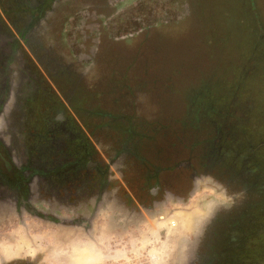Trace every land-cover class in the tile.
I'll return each mask as SVG.
<instances>
[{
  "label": "flooded vegetation",
  "instance_id": "obj_1",
  "mask_svg": "<svg viewBox=\"0 0 264 264\" xmlns=\"http://www.w3.org/2000/svg\"><path fill=\"white\" fill-rule=\"evenodd\" d=\"M110 2L99 0L96 11ZM44 14L36 19L33 29ZM0 18L8 28L7 37L12 32L19 41L7 39L6 47L0 46V231L7 230L11 220L25 224L27 218L64 229L61 237H53L50 242H91L96 248L108 242H141L142 237L145 242L151 237L149 221L169 203L183 204L191 193L190 186L199 182L214 187L216 173L222 176L223 170L230 179L241 177L232 173L231 161L226 162L217 152L216 143L211 142L208 149L202 148L194 155L196 148H185L183 135L172 139L177 112L167 110V94L162 88L165 81L153 78L151 65L128 64V78L121 80L126 87L115 95L106 85L99 62L87 61L101 54L97 40V51L91 49L90 56L81 54L78 63H36L26 57L17 27H12L1 13ZM86 18L75 28L82 34L93 26L86 22L93 19ZM5 29L0 22V32ZM27 47L33 51L30 45ZM94 65L95 73L91 71ZM136 71H143L144 77ZM90 73L92 77L87 78ZM26 83L31 89L25 90ZM29 93L38 100L33 109L42 107L40 113L47 112L54 128L64 130V140L58 134L57 141H51L52 148L63 141L67 150L63 159L40 160L29 152L39 149L20 133V120L24 119L21 107L29 105L24 102L32 97ZM104 96L117 100L104 101ZM87 100L96 103L84 107L82 103ZM104 116L114 118L116 125L105 124ZM198 135L190 134L191 140L198 139ZM132 141L137 142L133 149ZM216 155L224 165L211 160ZM181 172H187L186 176L182 177ZM220 212L213 214L197 242L193 264H211L218 257L217 250L222 252L219 256L230 257L229 242H211L212 229L224 218ZM3 234L0 242H33L15 233H8L9 237L7 232ZM20 254L2 257L0 253V264L43 262L38 253L30 260Z\"/></svg>",
  "mask_w": 264,
  "mask_h": 264
},
{
  "label": "rangeland",
  "instance_id": "obj_2",
  "mask_svg": "<svg viewBox=\"0 0 264 264\" xmlns=\"http://www.w3.org/2000/svg\"><path fill=\"white\" fill-rule=\"evenodd\" d=\"M230 1L111 0L110 7L105 4L110 10L108 13L101 10L92 13L89 8L86 10V5L82 6V0H55L45 12L44 18L37 28L33 29L34 26L33 30L29 32L27 43L24 41L22 45L26 57L33 62L63 65L80 62L79 57L85 54L90 56L91 49L94 52L97 51L94 42L97 40L101 54L99 57L95 54L87 61L99 62V65L103 68L102 73L105 74L106 85L115 95H119L118 93L122 90V87H126V84L121 80L128 78L129 72L126 69L128 64L147 63V66L151 65L149 67L153 78L165 81L162 88L164 93L167 94L164 97L165 101L167 98V110L177 112L174 120L175 128L171 134L172 139H176L179 134L183 135L185 146L195 147L194 155H197L199 150L206 148L204 141L211 140L209 133L212 132L214 124L224 122V120L225 123L229 124L227 129L223 130L226 139L224 142L231 139L230 135H226L229 130H232L234 135L236 134L235 138L237 140H242L246 137L243 132H249V129L252 131L254 126L255 133L251 132L253 141L264 136L260 132L261 126H259V123L256 124L254 120H248L247 124H242V129V126L238 125L240 115L227 119L225 118L227 117L226 114L223 115L224 118L214 114L210 119H200L202 116H198L197 112L200 107L195 105V98L197 100L199 97L203 99L207 95L206 93H204V96L202 93L199 96L196 95L202 84L210 86V91L207 90L210 95L208 98L217 100V94L222 90V86L241 83L239 78L242 75L240 66L242 60L245 63L242 68L246 71L248 69V64H246L243 55L247 53V50L244 49L246 45H241V42L246 37L256 38L257 41L260 34L258 30L259 21L264 32V0H234L236 2L234 3L235 11L232 10L233 0ZM7 3L26 9L28 2L27 0L22 2L0 0V13L9 20L12 27H14L15 20L23 18L24 22H28L37 18L36 16L31 17L33 15L30 16L29 14L25 16L18 15L17 11L9 7ZM113 15H115L114 19L112 18ZM86 16L93 19L92 22L86 21L88 24H93V26L92 29H87L82 34L75 28L78 26L79 21L85 20ZM211 16L213 20L210 19ZM0 22L6 27V32H0V46L6 47L7 39L15 38V42L19 43L18 37L13 35L12 32L7 37L8 28L6 23L2 18H0ZM29 45L34 52L29 50L27 47ZM238 54H242L241 57ZM95 67L94 65L93 70H91L94 73L96 71ZM226 69H230L232 75L225 74ZM138 73H142L144 77L143 71L135 72L137 75ZM82 75L86 76L84 73ZM92 75L91 73L88 74L87 78L92 77ZM258 86L261 90H264V83ZM29 88L31 89V86L26 83L25 90ZM29 94L32 97L28 101L24 100L29 105L25 103L21 107L24 119L20 120L23 128V131L21 128L20 133L26 137V141L30 145L33 146L36 143L39 146L37 152L31 150L29 152L33 157L40 160L44 158H50L51 160L63 159L59 156H64L67 153L64 144L55 143L52 148L51 141L54 139L56 142L58 134L64 137V130L61 127L54 128L50 121L51 118L45 115L47 112L40 113L42 107L38 111L33 109V103L37 104L38 100L33 99L32 93ZM34 94L38 93L35 92ZM189 98L192 99L193 104L189 106V111L185 113ZM112 99L113 101L117 100L112 96H104V101ZM95 103V100H87L82 104L88 108L95 105ZM224 104L225 99L220 100V105ZM233 115L232 113L231 116ZM188 119H195L192 122L198 128L195 131L199 134L198 139L191 140L190 135H187L190 129L185 128L183 124ZM113 120L116 121L112 117L104 116L105 124L115 126L116 123ZM187 129H189V132L185 133ZM161 132L163 133L164 130ZM251 134L250 132L247 134L248 138ZM225 144L217 145V152L223 155L227 162L230 160L229 155L232 150ZM135 146H137V142L132 141L131 148L133 149ZM107 150L109 149L107 148ZM184 160L185 158H181V161ZM211 160L217 165H224L223 159L219 156H213ZM230 166L232 167V173L240 174V178L236 176L235 180L230 179L228 172L225 170H223L224 174L222 173L223 175L219 176L216 173L217 169H214V172L216 170V185L214 187L201 186L198 182L195 187L190 186L188 192L191 193L185 197L183 204L169 203L166 209L160 210L158 215H155L149 221L147 227L151 231V237L145 242H143L142 237L141 242H108L103 248L100 246L96 248L91 242L84 245L81 242H50L53 237H61L59 235L62 234L64 229L26 218L25 224H19L18 222L16 224L14 220L9 221L7 230L0 231L2 233L0 238L4 235L3 232H7V234L15 233L18 238H27L33 242H0L1 256L19 255L26 248L20 256L30 260L38 253L42 258V264H183V262L187 264L188 259L190 264H193L195 259L193 251L214 213L219 210L222 211L220 213L225 214V216L221 222H225L231 216L230 214L239 211V223L247 226V221H249L247 219L252 217L256 207L264 198L262 196L264 179L263 182L252 184L250 188L246 184L248 183L247 177L243 175L244 171L240 169L239 165L231 163ZM202 171L205 172V169H199V172ZM187 172H181L180 174L185 177ZM180 174H178L179 177ZM256 178L257 176H251L253 182H256ZM199 186L202 188L199 189ZM212 204H214L213 210L210 211L208 206ZM209 212L212 213L211 217L202 227L197 242H193L196 228ZM159 216H165L167 222L159 221ZM171 220L176 221V228H171L168 225ZM229 225L230 222L227 221L222 230L226 231ZM260 227L262 228V225ZM252 228H258V226ZM6 236L9 237L10 235ZM184 240L185 242H183ZM86 245L90 254L82 259L83 257L77 256L76 253L79 248ZM240 250L241 248H237V252L235 251L238 257L236 264H247L242 261V257L238 256ZM242 251L246 252L241 250V255H243ZM253 251L254 247L248 249L245 256L247 257L248 252ZM33 253L34 255H32ZM215 253L218 257L219 254H222L219 250ZM233 262L231 253L230 257L223 263L233 264Z\"/></svg>",
  "mask_w": 264,
  "mask_h": 264
},
{
  "label": "trees",
  "instance_id": "obj_3",
  "mask_svg": "<svg viewBox=\"0 0 264 264\" xmlns=\"http://www.w3.org/2000/svg\"><path fill=\"white\" fill-rule=\"evenodd\" d=\"M7 2H22L23 0H6ZM38 1V2H37ZM27 0L28 7L26 9L21 8L18 5H7L11 8H14V10L17 11V14H21L23 16L29 14L31 17H37L34 20L24 22V19H18L14 22V28L17 27L18 34L20 35V39L26 41L29 36V32L32 30V28L36 24V19L39 18V15H43L49 7H51L52 3L55 0ZM99 0H82V6L86 5V10L89 8V11L95 12L98 10V3ZM230 1V0H229ZM231 2V1H230ZM233 2V11L236 3L234 0ZM214 5V4H213ZM215 6V5H214ZM84 7V8H85ZM102 12L108 13L110 10H108V7L105 5L103 6ZM213 20V17L210 18ZM249 24V21H248ZM19 28V29H18ZM16 29V28H15ZM249 29V27H248ZM258 30L260 31V37L258 35L257 41L256 38H248L246 37L243 42H241V45L246 47L247 53L243 54L244 59H246V64H248L247 71L242 68V66L245 65L244 61L242 60L240 66L242 70V75L240 76L239 80L241 83L237 84H229L226 86H222V90L217 94V100H212L211 98H208L210 95L208 94V91H210V86L203 85L200 86V88L197 90V96L200 95V93L203 94L206 93L205 97L202 99L199 97L195 98L196 102L195 105H198L200 109L197 111L198 116H202L200 119H210L211 116L215 114V116H220L224 118L223 115H227L225 118H235L236 115H240L238 117V125L248 123V120H254L257 123H259V126H261L260 132L264 134V93L259 88L258 85L264 83V32L262 30L261 23L259 21L258 23ZM237 37V35H236ZM239 38V37H237ZM263 39V40H262ZM255 40V41H254ZM254 41V42H253ZM253 42V43H252ZM245 44V45H244ZM239 55V54H238ZM242 55V54H241ZM241 55H239L241 57ZM246 57V58H245ZM246 68V67H245ZM225 74L228 76L232 75L230 73V69H226ZM264 88V87H263ZM262 88V89H263ZM196 93V92H195ZM225 99V104L220 105V100ZM188 108L185 111L187 113L189 111V106L193 104V101L191 98L188 99ZM219 107V108H218ZM233 113L234 115L231 116ZM239 113V114H238ZM205 116H204V115ZM195 119L190 120L188 119L183 126L185 128L189 129L185 130V133H188L187 135H190L192 133H195V131L198 130L195 125H193V122ZM222 121V120H221ZM229 124L224 122L216 123L214 124L212 132L209 133L211 140H205L206 148L208 149V145L216 143L217 145H223L225 144L227 147H230L232 150V153L229 155L231 163H236L239 165L240 169L244 171L243 175H246V180H248L246 183L250 188L252 184L263 182L264 179V136L259 138L258 140L255 139L253 141V136L251 134L254 132V127H252V131L249 129L250 132V138H248L247 134L249 132H243L245 134V139L242 138V140H237L235 138V135L233 134L232 130H229L226 135H230L231 139L228 140V142H224L225 136L223 130L227 129V126ZM249 125V124H248ZM195 126V127H194ZM250 127V125H249ZM243 129V126H242ZM213 136V137H212ZM252 137V138H251ZM60 139L64 140V137L60 136ZM203 142V144H204ZM63 145V141L60 142ZM58 143V144H60ZM201 144V143H200ZM186 147V146H185ZM62 157L63 156H59ZM251 176H257L256 182H253L251 179ZM262 195V193H261ZM260 195V196H261ZM264 196V190L263 195ZM254 204V203H253ZM252 204V205H253ZM250 205V206H252ZM259 206L256 207L254 214L252 217L248 218L247 220V226H244L243 224L239 223V211L235 212V214H230L231 216L225 221L221 222L219 226H216L212 229V236L211 242H230L231 249L234 250L232 252V258L234 260L233 264H236L238 261V257L236 255L237 248H241V250H245L247 252L248 249H251L254 247V251L249 253L247 257L245 256L246 252H243V255L240 254L241 250L238 252V256L242 257V261L247 264H264V198L262 201L258 204ZM233 212V211H232ZM225 216V214L220 215ZM228 221L230 222L229 227L226 231L222 230V227L224 224ZM262 225V228L260 227ZM258 226V228H252V227ZM209 230V229H208ZM221 230V232H219ZM211 231V230H210ZM225 232V233H224ZM207 236L206 238L208 239ZM236 251V252H235ZM220 257V258H219ZM216 259H214L211 264H222V262L226 258H222L223 256H219ZM263 258V259H262ZM241 259V258H239Z\"/></svg>",
  "mask_w": 264,
  "mask_h": 264
},
{
  "label": "water",
  "instance_id": "obj_4",
  "mask_svg": "<svg viewBox=\"0 0 264 264\" xmlns=\"http://www.w3.org/2000/svg\"><path fill=\"white\" fill-rule=\"evenodd\" d=\"M213 206L214 204L212 205H209L208 208L210 211H212L213 209ZM212 215L211 212H209L208 214L205 215V217L203 218V221L201 220V224L196 228V231H195V234H194V241L193 242H197L198 238H199V235L201 234V231H202V227L204 226L205 222H207L208 218H210ZM185 242V240L183 241ZM183 264H186V262H183ZM187 264H190V260L188 259L187 261Z\"/></svg>",
  "mask_w": 264,
  "mask_h": 264
},
{
  "label": "bare ground",
  "instance_id": "obj_5",
  "mask_svg": "<svg viewBox=\"0 0 264 264\" xmlns=\"http://www.w3.org/2000/svg\"><path fill=\"white\" fill-rule=\"evenodd\" d=\"M176 225H177V223H176L175 220H171V221H170V226H171V228H176V227H177ZM89 254H90V251H89L87 245L84 246L83 248H79L78 251H77V253H76L77 256H81V257H83L82 259H84V257H85V256H88ZM73 255H74V254H73ZM89 260H90V259H89Z\"/></svg>",
  "mask_w": 264,
  "mask_h": 264
},
{
  "label": "built area",
  "instance_id": "obj_6",
  "mask_svg": "<svg viewBox=\"0 0 264 264\" xmlns=\"http://www.w3.org/2000/svg\"><path fill=\"white\" fill-rule=\"evenodd\" d=\"M159 221H162V222L166 221L165 216H159ZM166 222H167V221H166ZM168 225L170 226V222H169ZM170 227H171V226H170Z\"/></svg>",
  "mask_w": 264,
  "mask_h": 264
}]
</instances>
